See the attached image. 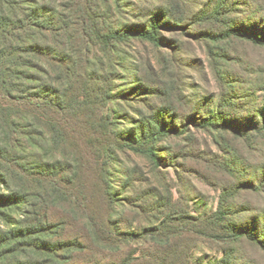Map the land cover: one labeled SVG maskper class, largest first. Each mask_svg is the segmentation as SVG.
<instances>
[{
    "label": "rangeland",
    "instance_id": "374dc122",
    "mask_svg": "<svg viewBox=\"0 0 264 264\" xmlns=\"http://www.w3.org/2000/svg\"><path fill=\"white\" fill-rule=\"evenodd\" d=\"M113 1L95 0L94 8L114 26L147 29L160 13L163 47L132 40L108 55L114 63L94 49L106 67L91 73L115 79L105 87L118 95L100 108L106 152L98 165L75 170L74 192L61 188L62 165L32 171L29 200L79 247L71 254L81 264H264V47L201 38L230 29L264 35V0ZM160 111L186 134L145 136L141 128ZM205 121L216 127L197 126ZM226 123L246 135L222 129ZM132 148L152 151L158 164ZM25 209L0 208V227Z\"/></svg>",
    "mask_w": 264,
    "mask_h": 264
},
{
    "label": "trees",
    "instance_id": "16d2710c",
    "mask_svg": "<svg viewBox=\"0 0 264 264\" xmlns=\"http://www.w3.org/2000/svg\"><path fill=\"white\" fill-rule=\"evenodd\" d=\"M94 1L0 0V185L5 190L0 195V208L20 211L27 207L18 221L6 216L7 228L0 227V264H81L74 262L71 254L79 249L73 240H62L60 233L52 230L57 225L46 215H38L39 203L29 200L26 177L32 171L46 175L44 165H56L59 170L60 164V175L64 173L67 179V183L60 180L61 188L63 184L66 193L69 188L74 192L78 179L75 173L80 166L90 162L98 165L101 149L106 152L99 137L106 125L100 118V108L118 95H111L105 87L115 79L91 73L106 67L97 62L94 49L109 58L112 53H121L120 49L132 40L163 47L160 13L147 29L118 27L100 20L97 13L106 15V10H95ZM201 38H237L264 47L263 34L242 29ZM110 63L114 62L110 59ZM165 119L160 111L154 124L147 122L141 128L143 134L149 139L160 134H186ZM156 123L159 132L155 131ZM197 126L216 127L212 121ZM222 129L246 135L227 123ZM47 144L54 153H47ZM84 147L91 150L90 156ZM132 150L149 154L158 164L152 151ZM35 182L38 188L41 180ZM58 193L64 195L63 190ZM77 195L72 194L70 199L76 201ZM93 220V227L107 235L104 224L98 226ZM48 236L54 240H48ZM159 259L163 262L165 256Z\"/></svg>",
    "mask_w": 264,
    "mask_h": 264
}]
</instances>
